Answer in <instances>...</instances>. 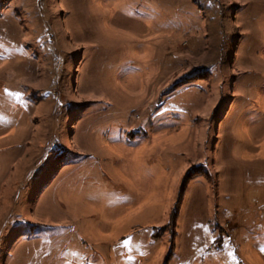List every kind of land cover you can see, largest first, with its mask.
I'll list each match as a JSON object with an SVG mask.
<instances>
[{"label":"rangeland","instance_id":"1","mask_svg":"<svg viewBox=\"0 0 264 264\" xmlns=\"http://www.w3.org/2000/svg\"><path fill=\"white\" fill-rule=\"evenodd\" d=\"M264 0H0V264H264Z\"/></svg>","mask_w":264,"mask_h":264},{"label":"snow or ice","instance_id":"2","mask_svg":"<svg viewBox=\"0 0 264 264\" xmlns=\"http://www.w3.org/2000/svg\"><path fill=\"white\" fill-rule=\"evenodd\" d=\"M261 251H264V249H261Z\"/></svg>","mask_w":264,"mask_h":264}]
</instances>
